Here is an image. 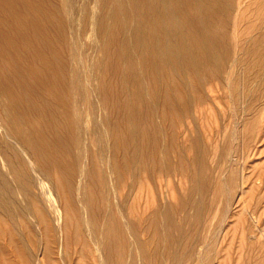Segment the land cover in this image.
Here are the masks:
<instances>
[{"label": "bare ground", "instance_id": "obj_1", "mask_svg": "<svg viewBox=\"0 0 264 264\" xmlns=\"http://www.w3.org/2000/svg\"><path fill=\"white\" fill-rule=\"evenodd\" d=\"M263 106L264 0H0V264H215Z\"/></svg>", "mask_w": 264, "mask_h": 264}, {"label": "rangeland", "instance_id": "obj_2", "mask_svg": "<svg viewBox=\"0 0 264 264\" xmlns=\"http://www.w3.org/2000/svg\"><path fill=\"white\" fill-rule=\"evenodd\" d=\"M246 158L247 161L243 163L242 174H240L238 186L234 194V202L231 205V214L226 220L224 229L221 230L218 247L221 248L222 254L218 257L215 264L222 262L227 256H233L234 251V254H237L239 239L236 242V247L230 240L233 238L232 236H235L236 239L240 238L241 232L233 233L232 228L242 216V209L251 198V184H258L256 194L259 198V204L255 213V224L258 227V231L255 232L257 237L255 238L254 264H264V106L260 110L254 145ZM248 175H251V182H244L243 178ZM258 175L260 177L256 178ZM223 238H225L224 242ZM233 246L237 249L234 250ZM238 254H241L242 258L246 255L243 247H240Z\"/></svg>", "mask_w": 264, "mask_h": 264}]
</instances>
